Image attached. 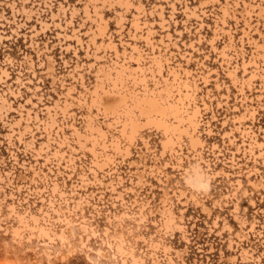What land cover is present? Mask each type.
<instances>
[{
	"label": "rangeland",
	"instance_id": "374dc122",
	"mask_svg": "<svg viewBox=\"0 0 264 264\" xmlns=\"http://www.w3.org/2000/svg\"><path fill=\"white\" fill-rule=\"evenodd\" d=\"M115 70L129 95L187 79L201 147L180 125L171 155L143 120L117 138L94 103ZM0 101V264H264V0H0ZM9 203L66 241L14 239Z\"/></svg>",
	"mask_w": 264,
	"mask_h": 264
},
{
	"label": "bare ground",
	"instance_id": "6f19581e",
	"mask_svg": "<svg viewBox=\"0 0 264 264\" xmlns=\"http://www.w3.org/2000/svg\"><path fill=\"white\" fill-rule=\"evenodd\" d=\"M133 25L136 28L138 27L137 22H134ZM145 40L148 41V34H147V37H145ZM133 49L135 50V48H133ZM161 58H162V56H160V55H157V56L153 55L152 59H151L152 62L154 63V66L156 67L158 75H160L161 70H162ZM137 70H139V69L137 68ZM119 71L124 72V69L122 70V68H121V70L119 69ZM117 72H118V70L117 71L115 70L114 77L111 74H109V77H110L109 79L111 80L112 90L117 89L119 91V94H116L118 96L117 97L115 96L112 98L110 97V98L104 100L102 98V95H101L100 97H96L95 98L96 101L94 102V103H96L98 110H100L101 112L107 111V112H109V114L112 115V116H110V117H112V122L106 124L107 128L110 127L111 125H115V124L119 123V125H118L119 128L116 129L117 133H118L117 138L120 137L124 141H130L131 140L130 142H132V141L134 142L133 136L136 135V137H138L137 134H139V133L137 132V129L140 126L138 124L142 122L141 120H143V122L146 125H149V126L153 127L155 130L160 132V134L162 135V137L164 139V141L161 142V148L163 149V151L167 150V152H169V154H171V155L176 152L175 149L171 148L172 144H174L175 141L178 142L182 136V135L180 136V133H179V131H180L179 126L180 125L181 126L185 125L187 127V129H189V131L186 132V137L188 140L189 147L192 150H194V148L196 146L201 147V140L199 139L198 136L195 135V133L199 127V124H200V120H199L200 119V109L194 103V90H193L192 86L189 84V82L187 81V79L182 80L174 70H169L168 74L172 77L171 82H168V80L164 79L163 80V86L161 87V89H159V91H158L155 88L157 91L154 93L152 91L153 89L149 90L147 88L148 86L146 85L145 80H143L144 78L140 77V79H141L140 82L142 81L141 83H143V84H141V89H143V93H142V95H140L138 93L140 95L139 96L136 94L137 92H135V94L133 92H131L130 93L131 95H129L128 92H130V91H128L129 89H127V88H126V90L128 92L126 91L127 92V94H126L124 92L125 87H124V91H123L122 80L118 81V79H117V78L122 77V75L121 76L118 75L120 77H117V74H118ZM123 72H119V73H123ZM137 80H139V79H137ZM174 83L177 84L176 85L177 90L175 92L176 97H174V93H173ZM142 85H143V87H142ZM132 93H133V95H132ZM161 93H163V94H161ZM3 104H4V102L0 101V105H1L0 107L1 108H3V106H2ZM106 113H103L104 116H106L105 115ZM108 116L109 115H107V117ZM118 119H120V120H118ZM14 124L18 126L20 124V120L14 122ZM91 129H92V131H94V133L95 132L97 133L96 135H98L100 137L104 136L103 130L100 128V126H94ZM185 131L186 130H184V132ZM136 132H137V134H136ZM73 133L74 134L77 133L76 129H73ZM92 137H94V136L92 135ZM136 137L134 139H136ZM95 139H96V137H95ZM140 139L144 145H147V143L145 142V140L142 137ZM130 142H128L129 145H130ZM133 142H132V144H133ZM178 144L179 143L176 144L177 147L181 146ZM126 147H127V145H126ZM124 152H125V150H124ZM126 153H125L126 155L129 154L128 149L126 150ZM56 154H58V151L54 155H56ZM198 156H199V153H198ZM106 159H104L102 162H105ZM95 165L98 166V169H101V166H99L98 164H95ZM192 172H193V177L196 180H198L202 177L201 174L199 173V168L198 169L193 168ZM52 185H54V189L57 188L55 183ZM110 187H111L110 190L112 192H114L115 189L112 186H110ZM9 197H10V199H12L11 198L12 194H9ZM115 199H119L120 201H122L121 193H117V197H115ZM80 200L81 199H78L75 202V208H78L82 204V201H80ZM39 202H40V200H39ZM47 202L49 204L48 200H47ZM42 203H44V202H42ZM50 204H51V208H52V203H50ZM49 205H47V206H49ZM6 207H7L6 210L8 211L9 216H12L13 219L18 223V226L15 228H12V230H11V235L14 239H20L21 238L22 230H28V231L30 230L29 232L36 230V232H37L36 234L38 235L37 238H40V237L45 238V240L48 241V243L51 242L53 244L52 241L54 240V238H57L62 243L66 241V236L64 234V230L61 229L59 233H56L52 230V226L47 223L48 220L45 221V219L47 218V216H46L47 212H44V210L42 211L41 208H43V204H42L41 208H39L40 206L38 207V209L36 208L37 210L34 213L32 211H30L29 208L24 209L23 212L20 213L17 211V208H16V206H14L13 203L7 204ZM44 208H46V207H44ZM51 208H49L47 210L49 211ZM93 208L95 210L97 209L95 206ZM58 210H59V208H58ZM58 210L55 209L54 207L51 209V211L54 212V214L55 213L57 214ZM52 212H50V213H52ZM167 213H169V212H167ZM8 214H7V217H9ZM36 214L39 215L41 218H38L39 216H37ZM44 217H46V218H44ZM126 217H128V215L122 213L118 218L123 219ZM40 219H42V220L44 219L42 222H46L47 224L43 223V225H40L39 224ZM171 219H172L171 217H168L166 223L171 222ZM83 220L81 221L82 223L84 222ZM108 221H109V219H108ZM42 222H40V223H42ZM60 222H63V224L66 227H69V225H70L69 220H67L66 218H64ZM80 228L82 229L83 232H86L89 229V227L86 226L85 224L80 225ZM90 231H91V234L94 235L95 232L91 228H90ZM119 235H121V234H118V236ZM120 237H122V236H120ZM46 241H44V244ZM81 245L83 247L82 242H81ZM158 246H157V244H154V245H152L151 249L156 251V249H160V248H158ZM120 248L121 247L120 246L118 247V245H117L116 251L118 253L122 252ZM163 248L164 247H162V249ZM165 250H167V249L165 248L164 251ZM69 253H72V252H69ZM97 254L99 257L103 256L102 255L103 253H101L100 250L97 251ZM65 255H67V254H65ZM64 256H62V258ZM131 258H132V261L134 262L135 257H132V255H131ZM87 260H88V258H87ZM140 260H142V259H140ZM167 260L169 261L170 264H173V262L171 261L170 258L169 259L167 258ZM88 261H90V260H88ZM133 262H131V263H133Z\"/></svg>",
	"mask_w": 264,
	"mask_h": 264
}]
</instances>
